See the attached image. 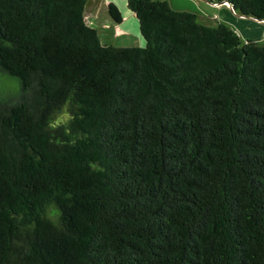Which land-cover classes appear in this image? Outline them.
<instances>
[{"label":"trees","instance_id":"16d2710c","mask_svg":"<svg viewBox=\"0 0 264 264\" xmlns=\"http://www.w3.org/2000/svg\"><path fill=\"white\" fill-rule=\"evenodd\" d=\"M86 1L0 0V264H264V39L127 0L104 43Z\"/></svg>","mask_w":264,"mask_h":264},{"label":"crops","instance_id":"0c3cea01","mask_svg":"<svg viewBox=\"0 0 264 264\" xmlns=\"http://www.w3.org/2000/svg\"><path fill=\"white\" fill-rule=\"evenodd\" d=\"M123 1L124 0H87L86 5H85V11H84L85 20L89 24L96 27V29L98 30L99 36L102 42L104 43H111L114 45H142L145 42V40L139 29L138 17L136 13L129 6H125ZM209 1L217 4L216 6H212V7L221 8V11H216L218 16L220 17V19H218L219 17L215 18L217 21L222 20V21L229 23L231 26H233L236 29V31L244 39L246 38H254L257 40L264 39V18L258 19V18H254L249 15L242 17V15H245V14H241L236 9H234L235 11L239 13V15L238 14L236 15L228 10L227 5L231 6V3L228 0H221V1L209 0ZM110 2L116 3L118 7L120 8V11L122 13L121 21H115L110 15V12L108 9V4ZM174 8L194 11L197 13L198 18L200 19L199 17L200 14L196 10L186 8V7H174ZM103 14L106 15L105 16L106 21L104 23V27H105L104 34L100 33L97 27V23L100 22V17H103ZM209 19L210 21L206 23H215L214 21H212L213 20L212 18H209ZM129 33H133L134 35H136V38H137L136 43H131V44L118 43L116 39L113 37V35H122V34L129 35Z\"/></svg>","mask_w":264,"mask_h":264},{"label":"rangeland","instance_id":"374dc122","mask_svg":"<svg viewBox=\"0 0 264 264\" xmlns=\"http://www.w3.org/2000/svg\"><path fill=\"white\" fill-rule=\"evenodd\" d=\"M169 1H170L169 3L171 4V6L173 7H186V8L196 10L200 14L199 16L200 19L201 20L203 19L202 21H205V22L210 21L209 18H212L213 19L212 21L216 22L217 20L215 18L219 17L216 11H221L220 7H212V6H216L217 4L212 3L209 0H169ZM123 3L125 4V6H128L126 0H124ZM227 7L230 12L236 15L237 14L239 15V13L233 9L232 5L231 6L227 5ZM105 16L106 15L103 14V17H100V22L97 23L99 32L102 34H104V28H105L104 23L106 21ZM243 16H246V15H242V17ZM218 19H220V17ZM113 37L116 39L118 43L131 44V43H136L137 41L136 35H134L133 33H129V35L128 34L113 35Z\"/></svg>","mask_w":264,"mask_h":264},{"label":"water","instance_id":"95a60500","mask_svg":"<svg viewBox=\"0 0 264 264\" xmlns=\"http://www.w3.org/2000/svg\"><path fill=\"white\" fill-rule=\"evenodd\" d=\"M233 9H235V8L233 7Z\"/></svg>","mask_w":264,"mask_h":264}]
</instances>
